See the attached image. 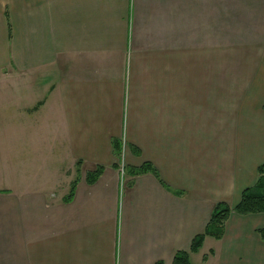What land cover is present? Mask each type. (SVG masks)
I'll return each mask as SVG.
<instances>
[{"label": "crops", "instance_id": "0c3cea01", "mask_svg": "<svg viewBox=\"0 0 264 264\" xmlns=\"http://www.w3.org/2000/svg\"><path fill=\"white\" fill-rule=\"evenodd\" d=\"M113 140L159 177L122 193ZM263 164L264 0H0V264H173ZM261 229L190 261L264 264Z\"/></svg>", "mask_w": 264, "mask_h": 264}, {"label": "trees", "instance_id": "16d2710c", "mask_svg": "<svg viewBox=\"0 0 264 264\" xmlns=\"http://www.w3.org/2000/svg\"><path fill=\"white\" fill-rule=\"evenodd\" d=\"M112 148L114 155L120 159L122 153L120 141L113 140ZM103 171L104 169L102 167H98L95 171L89 172L87 174V182L89 184H94L100 178ZM257 172L258 178L256 183L243 191L240 203L234 208L224 203L218 204L210 217L205 231L193 239L189 251H178L175 254L173 264H192L190 261V254L199 252L206 237L209 236L215 239H221L224 235L225 224L232 212H236L240 215L264 213V164L258 167ZM147 173L154 174L157 178L159 177L156 169L150 163H144L139 168H128V174L132 176H140ZM77 183L78 179L72 182L69 194L63 199L64 202L67 203L72 201ZM177 194L180 195L182 193L177 192ZM258 233L261 238L264 239V229L258 230ZM212 253L213 252H211V254ZM207 259L208 256H204L203 260L206 261ZM156 264L163 263L158 262Z\"/></svg>", "mask_w": 264, "mask_h": 264}, {"label": "built area", "instance_id": "2783aa9c", "mask_svg": "<svg viewBox=\"0 0 264 264\" xmlns=\"http://www.w3.org/2000/svg\"><path fill=\"white\" fill-rule=\"evenodd\" d=\"M126 144H123V148H122V161H121V167H120V189L121 192L123 193L126 186H127V181H128V174L126 171V166L124 164V154L126 152Z\"/></svg>", "mask_w": 264, "mask_h": 264}]
</instances>
